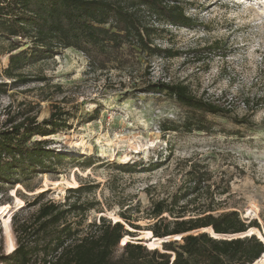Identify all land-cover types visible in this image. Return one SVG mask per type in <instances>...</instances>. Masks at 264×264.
<instances>
[{
    "label": "rangeland",
    "instance_id": "1",
    "mask_svg": "<svg viewBox=\"0 0 264 264\" xmlns=\"http://www.w3.org/2000/svg\"><path fill=\"white\" fill-rule=\"evenodd\" d=\"M236 1L169 0L190 16L193 27L156 21L139 8L141 22L157 29L152 44L178 54L163 57L136 49L131 62H112L103 70L91 69L83 53L67 47L22 68L19 77L11 79L1 73L7 66L8 44L0 40V82L8 83L0 94V130L31 118L41 121L53 111L74 115L69 129L45 138L68 159L54 172L32 177L27 186L0 187V210L6 209L0 212V255L11 252L10 242L17 246L11 217L36 212L38 205L31 204L39 192L44 201L94 204L82 215L68 216L73 227L83 219L81 227L86 229L100 216L136 226L130 229L124 223L135 236L125 235L113 257L121 254L125 241L140 239L147 246L139 236L149 235L157 219L151 216L153 202H169L185 188L190 168L209 177L208 188L179 200L175 207H185L183 219L201 216L209 208L215 215L236 210L246 223L259 224L258 229L252 227L264 242V0ZM214 42L212 52L188 53ZM159 79L184 82L193 94L231 107L232 114L248 115L253 125L209 116L213 127L207 132L193 128L162 132L158 122L181 121L184 110L173 98L144 90L149 81ZM248 98L261 103L247 110L243 100ZM87 157L90 166L83 163ZM119 164L135 169L124 171ZM77 185L92 189L80 195L68 192ZM121 213L130 219H120ZM163 215L167 221L173 219ZM226 236L219 235L235 238ZM161 246L157 244L159 250Z\"/></svg>",
    "mask_w": 264,
    "mask_h": 264
},
{
    "label": "trees",
    "instance_id": "2",
    "mask_svg": "<svg viewBox=\"0 0 264 264\" xmlns=\"http://www.w3.org/2000/svg\"><path fill=\"white\" fill-rule=\"evenodd\" d=\"M139 8L149 11L156 21L174 26H194L182 7L169 3V0H0V40L8 44L7 66L1 73L16 79L22 68L50 58L67 47L83 53L93 70L106 69L116 61L129 63L131 61L128 59H131L136 49L147 55H177L169 48L162 49L152 44L157 29L153 24L141 22L136 12ZM215 47L214 42L197 46L188 53L197 54L205 50L212 52ZM25 80L21 78L19 81ZM7 86V82H0V94L6 91ZM144 90L167 95L184 110L181 121L158 122L157 126L162 132L181 128L207 132L213 127L209 116L224 117L238 126L253 125L248 115L232 114L231 107L193 94L184 82L159 79L149 81ZM259 104L256 100L249 101V98L243 100L247 110H255ZM64 115L66 113L53 111L49 118L41 121L31 118L0 130V187L16 184L27 186L32 177L39 173H52L58 163L68 159L66 154L51 148L50 140L45 139L69 129V118L74 115ZM91 161L87 157L83 163L90 166ZM117 168L132 171L135 166L119 164ZM187 174L185 188L173 194L169 202L166 199L153 202L151 216L157 219L149 235L141 232L139 236L146 240L149 248L140 239L125 241L121 254L113 257L114 250L122 238L125 239V235L135 236L128 228L136 226L100 216L98 222L89 223L86 229L81 227L83 219H79L73 227L68 216L82 215L94 204L83 205L76 200L44 201L43 192H39L31 204L38 205L36 212L28 216H20L16 212L11 217L17 246L10 242L8 250L11 252L0 255V262L252 264L264 253V242L258 238L261 235L257 232L259 224L256 221L246 223L236 210L222 211L215 215L210 208L203 210L201 216L183 219L185 207L176 209L175 205L190 194L201 192V189L205 191L209 180L203 171L190 168ZM81 187H71L68 192L80 195L92 189L91 186L84 190ZM5 210L1 209L0 212ZM164 213L173 219L167 221ZM120 216L122 220L130 219L124 213ZM219 235L235 238H222ZM164 240L170 241L162 242ZM161 243L162 250H159L157 244Z\"/></svg>",
    "mask_w": 264,
    "mask_h": 264
},
{
    "label": "bare ground",
    "instance_id": "3",
    "mask_svg": "<svg viewBox=\"0 0 264 264\" xmlns=\"http://www.w3.org/2000/svg\"><path fill=\"white\" fill-rule=\"evenodd\" d=\"M235 1L236 3H238V1L236 0H233ZM240 5L244 4V3H239ZM213 232V231H212ZM214 233V232H213ZM211 234V233H210ZM165 239V237H163ZM252 264H264V253L258 258L256 259L254 262H252Z\"/></svg>",
    "mask_w": 264,
    "mask_h": 264
},
{
    "label": "water",
    "instance_id": "4",
    "mask_svg": "<svg viewBox=\"0 0 264 264\" xmlns=\"http://www.w3.org/2000/svg\"><path fill=\"white\" fill-rule=\"evenodd\" d=\"M167 241H170V240H164V241H162V242H167Z\"/></svg>",
    "mask_w": 264,
    "mask_h": 264
}]
</instances>
